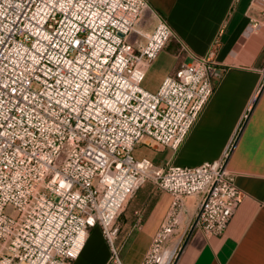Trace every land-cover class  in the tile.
Segmentation results:
<instances>
[{
  "label": "built area",
  "instance_id": "built-area-1",
  "mask_svg": "<svg viewBox=\"0 0 264 264\" xmlns=\"http://www.w3.org/2000/svg\"><path fill=\"white\" fill-rule=\"evenodd\" d=\"M147 9L148 0H0V264H71L95 227L110 263L123 264L117 219L149 180L172 203L141 264H174L167 242L187 198L200 197L194 228L227 230L242 199L227 154L166 168L134 156L140 144L179 150L215 91L212 54L155 93L142 88L174 37L157 14L152 32L137 29Z\"/></svg>",
  "mask_w": 264,
  "mask_h": 264
},
{
  "label": "crops",
  "instance_id": "crops-1",
  "mask_svg": "<svg viewBox=\"0 0 264 264\" xmlns=\"http://www.w3.org/2000/svg\"><path fill=\"white\" fill-rule=\"evenodd\" d=\"M149 11L174 32L164 51L169 68L162 82L194 56L212 54L215 91L179 150L143 144L156 166H198L227 154V169L242 192L222 236L194 228L199 196L184 200L179 226L167 246L174 264H264V23L259 0H148ZM152 17V19H153ZM253 21L262 26L251 31ZM149 33V31H146ZM161 86V85H160ZM160 88V87H159ZM158 91V90H157ZM139 158V159H142ZM172 196L151 180L128 200L117 219L116 245L123 264H141L170 210ZM141 222V229H135ZM71 264H111L99 227Z\"/></svg>",
  "mask_w": 264,
  "mask_h": 264
},
{
  "label": "rangeland",
  "instance_id": "rangeland-1",
  "mask_svg": "<svg viewBox=\"0 0 264 264\" xmlns=\"http://www.w3.org/2000/svg\"><path fill=\"white\" fill-rule=\"evenodd\" d=\"M152 17H153L152 13L147 9L144 13L141 22L137 25V29L152 32V27L149 26V24L152 21ZM138 39H139L138 35L133 33L130 36L129 42L135 46L138 42ZM172 40L173 39H170L169 42H171ZM167 59H169L168 53L162 50L159 53L158 57L151 64H149V66L147 67L146 77L142 83L143 89L152 93H155L159 89L163 76L167 71L171 70V68H169L170 61ZM174 73L175 71L172 72L170 76L173 75ZM148 150L149 149L145 145L143 144L138 145L134 151L135 158L139 159L144 156H147L149 154ZM6 212L8 214H14V208L8 206L6 208Z\"/></svg>",
  "mask_w": 264,
  "mask_h": 264
}]
</instances>
